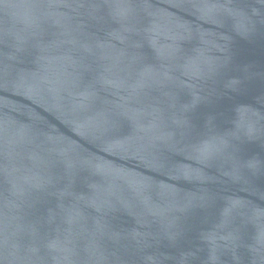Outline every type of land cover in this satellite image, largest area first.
<instances>
[{
  "label": "water",
  "instance_id": "obj_1",
  "mask_svg": "<svg viewBox=\"0 0 264 264\" xmlns=\"http://www.w3.org/2000/svg\"><path fill=\"white\" fill-rule=\"evenodd\" d=\"M0 264H264V0H0Z\"/></svg>",
  "mask_w": 264,
  "mask_h": 264
}]
</instances>
